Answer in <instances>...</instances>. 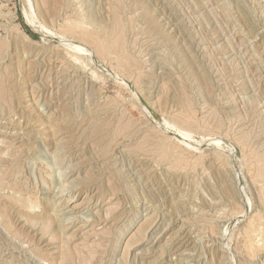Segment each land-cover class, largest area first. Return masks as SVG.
Instances as JSON below:
<instances>
[{"label": "rangeland", "instance_id": "obj_1", "mask_svg": "<svg viewBox=\"0 0 264 264\" xmlns=\"http://www.w3.org/2000/svg\"><path fill=\"white\" fill-rule=\"evenodd\" d=\"M0 264H264V0H0Z\"/></svg>", "mask_w": 264, "mask_h": 264}, {"label": "bare ground", "instance_id": "obj_2", "mask_svg": "<svg viewBox=\"0 0 264 264\" xmlns=\"http://www.w3.org/2000/svg\"><path fill=\"white\" fill-rule=\"evenodd\" d=\"M32 18H35L34 16L32 17ZM29 19H30V17H29ZM37 20V19H36ZM32 20L30 19V23H32L31 22ZM32 25V24H31ZM33 26V25H32ZM86 34V33H85ZM97 42H99V41H97ZM101 46H103V45H101ZM102 49V48H101ZM211 145V144H210ZM66 185V184H65ZM69 187V186H68ZM61 188V187H60ZM67 191V190H66ZM73 212V211H72ZM62 221H64V220H62Z\"/></svg>", "mask_w": 264, "mask_h": 264}]
</instances>
